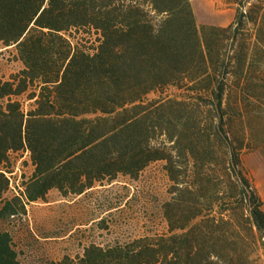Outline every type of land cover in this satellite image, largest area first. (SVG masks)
Segmentation results:
<instances>
[{
    "label": "trees",
    "instance_id": "trees-1",
    "mask_svg": "<svg viewBox=\"0 0 264 264\" xmlns=\"http://www.w3.org/2000/svg\"><path fill=\"white\" fill-rule=\"evenodd\" d=\"M228 2L234 21L216 25L192 0H0V53L21 64L0 79V264H32L6 227L31 204L122 177L131 193L157 162L166 196L127 203L141 196L163 230L91 244L83 264H262L264 200L243 155L264 150V0Z\"/></svg>",
    "mask_w": 264,
    "mask_h": 264
},
{
    "label": "rangeland",
    "instance_id": "rangeland-1",
    "mask_svg": "<svg viewBox=\"0 0 264 264\" xmlns=\"http://www.w3.org/2000/svg\"><path fill=\"white\" fill-rule=\"evenodd\" d=\"M192 3L202 24L228 25L235 19L236 5L228 0H192ZM20 68L21 64L11 53H0V79ZM16 157L9 195L18 193L24 177H29L33 170L29 155ZM243 157L264 200V150H248ZM25 160L28 163H24ZM128 183L132 184L122 177L111 185L78 197L74 202L63 200L59 192L53 190L50 199L55 201L52 203L31 204L26 216L17 217L6 225L14 234L20 259L32 264H83L80 257L91 244L107 248L112 243L141 234L146 226L163 230L161 221L144 223L141 196L127 203V198L138 190L147 195L158 192L166 196L169 180L162 163L149 166L141 174V181L132 187L131 193L126 186ZM111 207L114 209L109 210Z\"/></svg>",
    "mask_w": 264,
    "mask_h": 264
}]
</instances>
